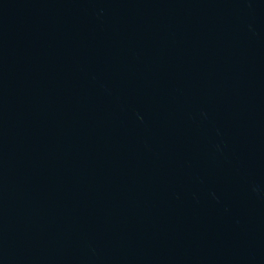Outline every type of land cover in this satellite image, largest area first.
<instances>
[{
    "label": "water",
    "instance_id": "1",
    "mask_svg": "<svg viewBox=\"0 0 264 264\" xmlns=\"http://www.w3.org/2000/svg\"><path fill=\"white\" fill-rule=\"evenodd\" d=\"M0 110L89 264H264V0H0Z\"/></svg>",
    "mask_w": 264,
    "mask_h": 264
}]
</instances>
